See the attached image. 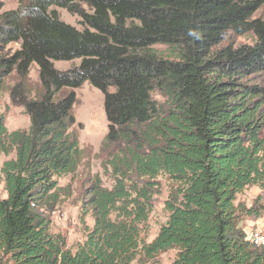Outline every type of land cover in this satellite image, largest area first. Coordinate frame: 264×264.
Masks as SVG:
<instances>
[{"label":"trees","instance_id":"1","mask_svg":"<svg viewBox=\"0 0 264 264\" xmlns=\"http://www.w3.org/2000/svg\"><path fill=\"white\" fill-rule=\"evenodd\" d=\"M16 1L0 13V92L15 74L11 103L29 126L8 132L0 115V156L12 155L0 166V264H159L171 250V264H264V248L242 227L264 214V84L251 80L264 75V14L254 17L264 0ZM229 34L255 42L221 47ZM73 60L79 65L66 72L52 65ZM33 64L42 93L29 99L22 83ZM85 82L103 96L100 152L113 186H90L94 225L72 250L51 232L49 215L57 180L81 160L76 100L73 92L53 98ZM161 179L168 216L145 244L141 226ZM253 187L261 194L251 207L236 202Z\"/></svg>","mask_w":264,"mask_h":264},{"label":"rangeland","instance_id":"2","mask_svg":"<svg viewBox=\"0 0 264 264\" xmlns=\"http://www.w3.org/2000/svg\"><path fill=\"white\" fill-rule=\"evenodd\" d=\"M2 8L0 13L13 11L17 8L16 0H0ZM85 11L87 9L84 7ZM58 19L77 30L83 29L81 19L75 15H70L66 11L58 8L51 9ZM264 14L262 7L254 16L260 17ZM255 42L251 34L237 37L229 34L221 47L240 45H253ZM10 51L17 49L16 45L8 47ZM155 50L162 56L167 57L166 48L156 46ZM79 60L69 62H52L53 68L59 72H66L79 65ZM253 83L264 84V75H259L251 79ZM20 83L15 74H11L3 80L0 92V115L3 117L4 126L8 132L16 130H26L29 126L28 117L21 107L13 105L10 99L12 88ZM22 90L29 99L38 98L41 93V86L38 80L37 67L33 64L26 80L22 83ZM75 95V104L72 108V116L75 124L71 131L78 139L81 150V160L77 170L57 180L59 188V200L54 210L49 215L50 230L52 233L61 234L66 239L68 248L74 250L82 243L90 233L94 225L92 212L86 205L87 192L95 180H99L103 188L111 189L113 179L109 169L103 166L105 157L100 152V147L107 134V122L103 108L102 94L91 87L87 82L78 89L63 88L54 96L57 102L69 93ZM156 101L162 99L153 94ZM0 156V166L2 162L11 158ZM159 188L152 197V210L145 225L141 226L140 240L145 244L150 243L158 233L160 226L166 221L168 216L164 208V203L168 196V183L161 179ZM257 188H248L237 196V203H242L246 207H251L254 200L260 195ZM6 197L4 183L0 175V200ZM264 203V196H263ZM243 229L249 234L260 232L264 235V214L258 219L248 218L242 223ZM176 251L171 250L160 253L156 257L159 264H171Z\"/></svg>","mask_w":264,"mask_h":264},{"label":"bare ground","instance_id":"3","mask_svg":"<svg viewBox=\"0 0 264 264\" xmlns=\"http://www.w3.org/2000/svg\"><path fill=\"white\" fill-rule=\"evenodd\" d=\"M250 239L254 245L261 246L264 248V235L260 232H255L254 234H251Z\"/></svg>","mask_w":264,"mask_h":264}]
</instances>
